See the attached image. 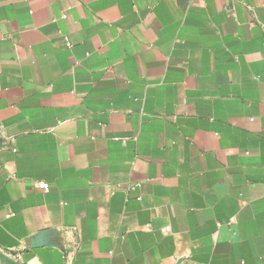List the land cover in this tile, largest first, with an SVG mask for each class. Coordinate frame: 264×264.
Returning <instances> with one entry per match:
<instances>
[{"label": "crops", "instance_id": "crops-1", "mask_svg": "<svg viewBox=\"0 0 264 264\" xmlns=\"http://www.w3.org/2000/svg\"><path fill=\"white\" fill-rule=\"evenodd\" d=\"M0 250L264 264V0H0Z\"/></svg>", "mask_w": 264, "mask_h": 264}, {"label": "water", "instance_id": "water-1", "mask_svg": "<svg viewBox=\"0 0 264 264\" xmlns=\"http://www.w3.org/2000/svg\"><path fill=\"white\" fill-rule=\"evenodd\" d=\"M0 262H3L5 264H21L12 256L3 252L2 250H0Z\"/></svg>", "mask_w": 264, "mask_h": 264}, {"label": "built area", "instance_id": "built-area-1", "mask_svg": "<svg viewBox=\"0 0 264 264\" xmlns=\"http://www.w3.org/2000/svg\"><path fill=\"white\" fill-rule=\"evenodd\" d=\"M37 186L40 187V188H42V189H44V190H48V184L46 182H39L37 184ZM0 264H5V263L0 262Z\"/></svg>", "mask_w": 264, "mask_h": 264}]
</instances>
